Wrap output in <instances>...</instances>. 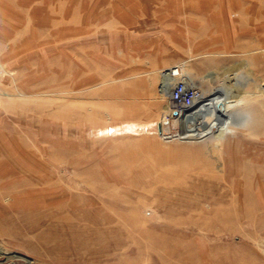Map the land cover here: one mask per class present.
Here are the masks:
<instances>
[{
	"label": "rangeland",
	"instance_id": "374dc122",
	"mask_svg": "<svg viewBox=\"0 0 264 264\" xmlns=\"http://www.w3.org/2000/svg\"><path fill=\"white\" fill-rule=\"evenodd\" d=\"M120 1L0 0V264H264V0ZM173 64L221 133L181 136Z\"/></svg>",
	"mask_w": 264,
	"mask_h": 264
},
{
	"label": "bare ground",
	"instance_id": "6f19581e",
	"mask_svg": "<svg viewBox=\"0 0 264 264\" xmlns=\"http://www.w3.org/2000/svg\"><path fill=\"white\" fill-rule=\"evenodd\" d=\"M219 7H220V9L217 11L216 16H218V17L220 16L221 19H225L226 20V15L228 14L227 13L228 12V8L226 7L225 4H221V5H219ZM229 7H231V5H229ZM178 12H180L179 9H177L176 11H173V10L169 11V13L171 15H176V13H178ZM184 13H187V14H186L185 17L183 16L184 21H182V22H183V24L186 25L185 30L186 31L187 30L190 31L191 29H193L195 27V24H196V22L194 21L195 19L193 20L191 17L200 14L201 11L200 10H196V9H191L189 12H185L184 11ZM207 22H209V19L207 20ZM174 25H175L174 34L172 35L173 39L174 40L177 39V40L180 41L181 40V36L184 37V35H185L184 32L185 31L181 28L180 25H178L176 23ZM255 26H259V24L255 25ZM230 27L232 29V26H230ZM261 27H264V25H261ZM217 31L220 32V29L217 30ZM203 34L204 35L206 34V36H208L207 32L205 33L204 28L202 27V29H201V27H200L199 35L200 36H204ZM216 34H219V33H216ZM195 35H196V33H195ZM200 36H198V37H200ZM209 36H208V39H206V41H205V45H207V46L208 45H213L215 42L218 41L217 35L214 36L212 34V35H209ZM180 69H181V67H180ZM181 73H183L185 75V77H187L188 80L191 81L192 84L196 87L195 88L196 89V94H195L191 104H189L188 106L179 107L178 109L173 110V111H171V109H170V113H175L176 117H179L180 120H181V123H182V128H181V133H180L181 136H188V137L196 136V134H200V132H202V130L204 128L203 127L204 125H207V124L210 125V124H214V123H215V126L218 128V131L221 133L222 130L225 129V126H226L225 123L226 122H231V119L233 118L230 110L232 108L238 107L240 105H237V104L235 105V103L237 101H233V99H234L233 96H227V94L225 93V89L222 86L218 85L214 89H212L211 91L204 92L203 90H200L197 87L196 84L193 83V80L189 76H187L186 73H184L182 70H181ZM171 79H172V77L167 75V73H166V68H163L160 71V83H159L160 84V86H159L160 89L164 90V92H167ZM226 82H227V80H226ZM234 84H235V81H234ZM246 99H248V98H245V101H246ZM236 100H237V98H236ZM206 132L208 133V131H206ZM260 156H262V155H260ZM253 180H254V178H253ZM232 188H233V186H232ZM259 190H261L263 192V199H262V203L260 202V204L264 206V185H261L259 187ZM256 192L257 191H255V193ZM257 198H259V197H257ZM235 201H236V199H235Z\"/></svg>",
	"mask_w": 264,
	"mask_h": 264
},
{
	"label": "built area",
	"instance_id": "2783aa9c",
	"mask_svg": "<svg viewBox=\"0 0 264 264\" xmlns=\"http://www.w3.org/2000/svg\"><path fill=\"white\" fill-rule=\"evenodd\" d=\"M166 73L172 77L167 91L168 105L171 110L191 104L196 94V87L181 73L180 65L173 64L166 67Z\"/></svg>",
	"mask_w": 264,
	"mask_h": 264
},
{
	"label": "crops",
	"instance_id": "0c3cea01",
	"mask_svg": "<svg viewBox=\"0 0 264 264\" xmlns=\"http://www.w3.org/2000/svg\"><path fill=\"white\" fill-rule=\"evenodd\" d=\"M118 1V3L120 4L121 3V1L120 0H117ZM148 1L149 0H141L140 2H139V4L140 3H148ZM205 1V0H204ZM208 1H211V2H216V3H218V4H225L226 5V7L228 8V12L230 11V9H231V7L234 5V4H239V3H242L241 2V0H233V1H231L230 2V0H208ZM123 2H125L126 4H127V2L126 1H123ZM122 2V3H123ZM162 2V1H161ZM167 2V1H166ZM169 2H171V1H169ZM195 2H200V1H195ZM202 2V1H201ZM117 3V4H118ZM138 4V3H137ZM229 5H231V7H229ZM219 9H220V7H219ZM114 10V9H113ZM120 11V10H119ZM227 12V13H228ZM261 25H264V23H263V21H262V23L260 24L259 23V26L261 27ZM197 35H199V33L197 34ZM108 46H110V44L108 45Z\"/></svg>",
	"mask_w": 264,
	"mask_h": 264
}]
</instances>
